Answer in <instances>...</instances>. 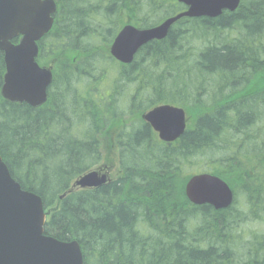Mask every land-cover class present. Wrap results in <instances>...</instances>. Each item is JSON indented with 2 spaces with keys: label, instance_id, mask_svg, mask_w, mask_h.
<instances>
[{
  "label": "trees",
  "instance_id": "obj_1",
  "mask_svg": "<svg viewBox=\"0 0 264 264\" xmlns=\"http://www.w3.org/2000/svg\"><path fill=\"white\" fill-rule=\"evenodd\" d=\"M129 1L55 0L54 23L38 41L37 61L55 58L46 102L31 107L0 96L3 162L22 189L40 196L45 210L52 208L44 233L77 241L83 264H264V254H244L243 249L220 254L216 248L223 243L228 218L239 220L233 204L214 211L209 205H192L183 191L184 168L194 155L203 154L222 166L216 172L228 182L237 181L235 187L249 203L264 192L262 170L251 168L253 161L264 162L259 152L264 135L255 127L264 109L255 98H239L243 88L234 87L249 82L247 77L264 76V48L255 44L264 32V0H241L236 11L216 18H182L165 38L139 48L133 63H113L116 72L101 88L104 67L98 69L95 62L110 58L84 39L95 31L98 35L102 23L95 26L92 20L101 15L109 40L119 9ZM156 1L165 3L149 0L150 12L159 7ZM132 2L134 21L153 24L146 22L149 12L138 19L139 1ZM167 4L159 18L183 9L175 1ZM224 32L227 37L217 40ZM209 36L215 39L208 41ZM197 38L207 42L190 53L194 47L187 44ZM76 51L82 62L73 61ZM234 71L242 75L238 82L230 80ZM3 72L0 51V86ZM204 93L209 97L203 105ZM161 102L183 105L197 117L176 144L157 141L138 118ZM103 135L116 148L120 176L59 198L76 177L107 158L102 157Z\"/></svg>",
  "mask_w": 264,
  "mask_h": 264
},
{
  "label": "water",
  "instance_id": "obj_2",
  "mask_svg": "<svg viewBox=\"0 0 264 264\" xmlns=\"http://www.w3.org/2000/svg\"><path fill=\"white\" fill-rule=\"evenodd\" d=\"M176 1L183 3L185 9L155 26L122 27L110 46V53L128 63L141 45L164 38L178 19L217 17L223 10L234 11L240 0ZM54 11L53 0H0V50L5 64L0 93L6 100L25 102L33 107L46 101L51 71L36 63V42L51 28ZM17 36H20L17 43H13L11 40ZM142 118L165 141L176 139L184 131V111L176 106H155L143 113ZM106 180V174L92 170L78 177L72 187L99 186ZM185 194L195 204L208 203L216 209L229 206L233 199L228 185L209 173L189 178ZM44 222L40 196L22 189L0 156V264H83L78 242L44 234Z\"/></svg>",
  "mask_w": 264,
  "mask_h": 264
},
{
  "label": "rangeland",
  "instance_id": "obj_3",
  "mask_svg": "<svg viewBox=\"0 0 264 264\" xmlns=\"http://www.w3.org/2000/svg\"><path fill=\"white\" fill-rule=\"evenodd\" d=\"M170 1H172V0H168L166 3L170 2ZM148 2H149V0H139L138 6L140 9L138 11V19H140L144 14L149 12V19H147L146 22L147 23H154L158 19H160L159 17L162 14H164V11L166 10V6H168V4L161 5L162 4L161 1L160 2L156 1V4H158L159 7L156 9H152L153 12H150V8H153V7L151 5L148 6ZM102 5H107V4H105V2H102ZM261 5H262V3H261ZM113 9H115V8H113ZM119 11H120V9H119ZM102 12H103V10L101 9L100 13L102 14ZM122 16H123V14L119 13V15H117L115 18V22H116L117 27L119 26V23L121 22ZM131 16H132V18H134L132 11H131ZM92 22L95 26L99 25L100 23H102V25L98 31V35H97V32L95 31L90 36H87L84 39V42L89 43L91 45H97L98 43L104 44L105 42H108V40L106 39V35H107L106 32H104V30L101 29V28H105V26H106L101 15H96L95 18H93ZM185 26H188V24L186 23ZM233 30L236 31V29H233ZM113 31H115V27L113 28ZM223 37H227L226 32L220 33L217 40H224L225 38H223ZM214 39L215 38H213L212 36H209L207 40L209 41V40H214ZM262 40H264V32L262 35L257 36L256 40H255L256 41L255 44H259V45H261L262 48H264V44H263ZM206 42H207L206 39H204V42H203L202 38L191 39V42L188 43L187 45L193 46L194 49H191L190 53H193V54L197 53L199 51V49H201ZM102 47H104V46L99 45L97 52H100L102 55H104V54H106V51ZM185 48H186V45L184 44L183 50H185ZM80 57L81 56H79V58ZM114 64H113V62H110L109 60L107 61L106 59L105 60L102 59L101 62H95V65L98 67V69H101V67H104L103 75L105 76L104 77L105 79L100 82L101 88L103 87V84L109 83V80L115 74L116 68H115ZM238 68H239V66H238ZM241 76H242L241 73H239L237 75L236 71H234L233 78H230V80H236V82H238L239 79L241 78ZM247 79L250 81L252 79V77L251 76L247 77ZM135 86H136L135 84L131 85V91H130V94L128 95V97L131 95V93H133ZM240 86H242V84H239V85L235 84L234 85L235 88H240ZM104 88L108 89L109 85H105ZM122 97H121V99H119L118 105L121 103ZM208 97L209 96L206 93H204L202 95L203 102L200 99V104L203 103V105H204L205 104L204 102L207 101ZM242 114H244V113L242 112ZM255 127L260 128L259 131H262V134L264 135V112L261 115V118L257 117ZM238 138H241V137H238ZM107 139L108 138L105 135L102 136V141H103V143H102V157L104 156V154H106V157L108 159V165L109 166L112 165L111 166L112 167L111 173H112L114 178H117L120 175V172H119L118 163H117L116 148L114 145L107 144V142H106ZM261 139H263V138H261ZM261 139H259L256 143L260 144L259 141ZM235 140L240 142L239 140H241V139L235 138ZM228 152H232V151L229 150ZM259 152L264 153V149H262ZM215 164L219 165L217 163V161H215L212 158L207 157V155L196 154L193 156V161L190 162L189 165H186V167L184 169L189 174V172H194V171H198V170L203 171L204 169H209L211 166H214ZM232 184L235 186L237 184V181L233 180ZM235 188H236L237 192L235 195V202H234L232 207L235 211V214L238 215L239 220L235 221V220H231L230 218H228V223H227V225L224 229V233H223L224 236H222L220 238V239H222L223 243L218 242V244H219L218 248L219 249H226L227 248V249H231V251L234 250V251L239 252V253H242V251L244 250V254H248V252L250 253L252 251H258V250L260 251V250L264 249V196H263L264 192H262L261 196L257 197V199L255 200V203H249L247 201L249 199L246 198L245 194L243 192H241L239 189H237V187H235ZM254 189H255V187L252 190H254ZM249 210H250V213H249ZM245 215L247 216V219H245L243 217ZM249 240H252V242H256V245L255 244L249 245L248 244ZM259 244H260V246H259ZM253 245H255V246H253ZM227 251H229V250H227Z\"/></svg>",
  "mask_w": 264,
  "mask_h": 264
},
{
  "label": "flooded vegetation",
  "instance_id": "obj_4",
  "mask_svg": "<svg viewBox=\"0 0 264 264\" xmlns=\"http://www.w3.org/2000/svg\"><path fill=\"white\" fill-rule=\"evenodd\" d=\"M124 6H125V8H123V11H122V14H123V21L126 23V20L127 19H129L130 17L128 16V14H129V12L133 9V7H134V5H133V2L130 0L129 1V5L128 6H126L125 4H124ZM139 51V50H138ZM138 51H137V53L134 55V58H133V60H132V62L131 63H133L137 58V54H138ZM118 64H120V65H129V64H122V63H119V62H117ZM130 63V64H131ZM258 81H257V83H253L255 86H257L259 89H258V93L260 94L259 95V102H261V106L263 107V101H264V76L262 75V76H259L258 78ZM248 92V89H246L245 87H244V90H243V93L242 94H245V93H247ZM156 138V137H155ZM157 139V138H156ZM159 141V140H158ZM160 142V141H159ZM176 142L177 141H175V142H173L172 144H176ZM262 144H264V143H262ZM261 156H264V155H261ZM215 244V243H214ZM217 246V245H216ZM216 248H218V247H216ZM221 250V252H220V254H224V252H228L227 250H230V249H220ZM233 251V250H232ZM248 254H264V249H262V250H258V251H252V252H248Z\"/></svg>",
  "mask_w": 264,
  "mask_h": 264
}]
</instances>
